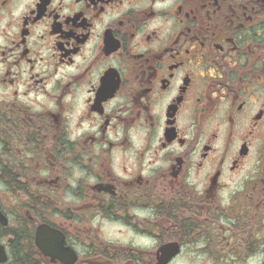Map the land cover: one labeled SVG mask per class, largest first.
<instances>
[{"label":"flooded vegetation","instance_id":"obj_1","mask_svg":"<svg viewBox=\"0 0 264 264\" xmlns=\"http://www.w3.org/2000/svg\"><path fill=\"white\" fill-rule=\"evenodd\" d=\"M264 264V0H0V264Z\"/></svg>","mask_w":264,"mask_h":264},{"label":"rangeland","instance_id":"obj_2","mask_svg":"<svg viewBox=\"0 0 264 264\" xmlns=\"http://www.w3.org/2000/svg\"><path fill=\"white\" fill-rule=\"evenodd\" d=\"M188 264H191L188 262ZM205 264H211V262H205ZM221 264H242V262L238 261H227V262H221ZM248 264H260V261H251Z\"/></svg>","mask_w":264,"mask_h":264}]
</instances>
